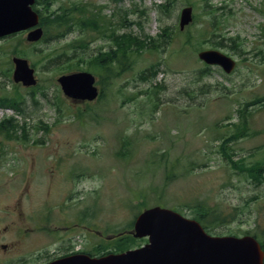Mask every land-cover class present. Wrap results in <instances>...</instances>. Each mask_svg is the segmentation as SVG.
Here are the masks:
<instances>
[{
	"label": "rangeland",
	"instance_id": "374dc122",
	"mask_svg": "<svg viewBox=\"0 0 264 264\" xmlns=\"http://www.w3.org/2000/svg\"><path fill=\"white\" fill-rule=\"evenodd\" d=\"M188 6L193 21L181 31ZM37 8L48 18L73 9L76 21L58 32L46 20L35 44L27 33L0 40V98L24 101L28 119L0 107V121L21 120V138L0 135V244L8 245L0 264L110 248V231H129L146 207L194 219L202 200L214 209L205 222L211 235L264 241V0H42ZM79 8L101 32L80 27ZM125 33L149 42L131 55L132 69L103 81L90 71L98 101L66 98L60 75L70 66L89 71L91 56L116 49L113 34ZM82 42L83 56H72ZM208 49L237 60L236 70L206 69L198 54ZM14 56L30 62L39 89L13 82ZM158 63L164 72L155 80L139 79ZM39 90L47 100L36 93V107L30 98Z\"/></svg>",
	"mask_w": 264,
	"mask_h": 264
},
{
	"label": "water",
	"instance_id": "95a60500",
	"mask_svg": "<svg viewBox=\"0 0 264 264\" xmlns=\"http://www.w3.org/2000/svg\"><path fill=\"white\" fill-rule=\"evenodd\" d=\"M35 0H0V38L38 25V15L31 5ZM192 8L182 10L180 27L192 22ZM42 29L29 33L30 42L38 41ZM199 58L209 65H218L227 73L236 62L217 50H205ZM13 80L24 86H34V69L26 59L14 58ZM66 96L94 100L98 91L95 77L88 72L63 75L58 79ZM135 238H148V243L136 249L103 257L75 254L48 264H264V252L251 236L214 237L199 222L178 212L161 207L145 210L134 221Z\"/></svg>",
	"mask_w": 264,
	"mask_h": 264
},
{
	"label": "trees",
	"instance_id": "16d2710c",
	"mask_svg": "<svg viewBox=\"0 0 264 264\" xmlns=\"http://www.w3.org/2000/svg\"><path fill=\"white\" fill-rule=\"evenodd\" d=\"M162 6H158V11H161ZM165 9L170 11L169 7H170V2H168L165 6ZM79 12L82 15V18L79 20L80 22V27L81 28H85V29H95L99 32L102 31L101 25L98 23V21L94 18L92 19V17H87L86 13H88L86 10H82L81 8H79ZM51 15H53V18H50ZM49 16L50 20V24L52 26H54L58 32H63V30L65 28L70 29L74 22L76 21V19H74V17H76L73 9L72 10H68L65 9L64 11H62V13H57V12H53ZM86 16V17H84ZM92 19V20H91ZM78 22V20H77ZM115 37V43H116V49L113 50L111 49L108 52H104V53H100L98 55H94L91 56L90 58V68L89 71H93L95 72L99 77H101L102 81L106 79H110V80H114L118 77L119 74L129 71L132 69L133 64L132 61L130 60L131 55L134 52H138L140 50H142L143 48L147 47L148 43H145L143 40H141V37L138 36H134L133 34L130 33H125L123 35H114L113 34V38ZM83 44H80V50H78V47H75L74 50H76L77 52L74 53L72 56H76V57H81L83 55H81L82 51L86 50L88 47V44H85L84 42H82ZM137 43V44H136ZM150 43H153V41H150ZM220 43L219 45H224L223 42H218ZM220 47V46H218ZM150 49H153L150 46ZM120 55H122V57H120ZM71 57V56H69ZM160 64H155L153 66H151L150 68H148L146 71L141 72L139 74V79L147 82V81H152L155 80V78H157V76L159 75V73L161 72L159 69ZM210 67H207L206 69H209ZM74 67L70 66L68 68V70H72L69 72H74L76 70H73ZM199 75H203V71H200ZM206 75V74H205ZM39 89V87H37L35 90ZM36 93H41V95L43 96L42 98L47 100L46 97V93L42 90L39 91H34L31 94V98L30 101L33 105H35L36 107L39 106V102L37 100H35V94ZM41 98V99H42ZM25 104L24 101H18L17 98H9V97H4V98H0V107L3 108H11L16 110L20 115H22V120L24 122H27L28 119L26 118V116H24L23 114V105ZM158 107V105H155L154 110H156ZM21 120L15 119L14 117L11 118H6L2 121H0V135L1 136H6L8 138H13V137H18L21 138L20 135L17 134V130L20 128V122ZM21 129V128H20ZM40 129H37V131ZM24 134H27L25 128H24ZM28 135L26 136L27 139ZM223 147V146H222ZM230 163L232 164V167L236 170H239L240 172H243L244 170L242 169V166L240 165L239 162H237L236 160H234V158H230ZM250 175L254 176V173H256V171L251 168L249 169ZM147 205V204H146ZM145 205V206H146ZM194 205V204H193ZM193 205H187L188 207L193 206ZM197 208V217L196 219L199 220L203 225L205 229H209L208 224H206L205 222L207 221V219H209L208 217L210 215H213L212 213L214 212L213 208H209L207 206L206 201L202 200L201 202H197V205H195ZM140 210V209H139ZM215 215V220H220L221 219V215L220 214H214ZM205 220V221H204ZM222 220V219H221ZM130 230L133 229V225L130 224L127 226ZM128 230H114V231H110L112 232L114 235L118 236V239H112L111 242L109 243L110 248H106L104 246H101L100 248H98L95 252L96 255H99L102 253V251L104 252V254L106 253H110L112 252H123L126 251L128 249L134 248V247H138L141 246V243L146 241V240H139L133 237L132 234H130V232ZM93 254V255H95Z\"/></svg>",
	"mask_w": 264,
	"mask_h": 264
},
{
	"label": "flooded vegetation",
	"instance_id": "af4514ba",
	"mask_svg": "<svg viewBox=\"0 0 264 264\" xmlns=\"http://www.w3.org/2000/svg\"><path fill=\"white\" fill-rule=\"evenodd\" d=\"M45 10H46V7H45ZM40 11H41V10H40ZM10 245H11V247H14V246H15L14 243H12V244H10ZM0 247H1L2 249H7L8 245L0 244Z\"/></svg>",
	"mask_w": 264,
	"mask_h": 264
},
{
	"label": "bare ground",
	"instance_id": "6f19581e",
	"mask_svg": "<svg viewBox=\"0 0 264 264\" xmlns=\"http://www.w3.org/2000/svg\"><path fill=\"white\" fill-rule=\"evenodd\" d=\"M137 44V43H136Z\"/></svg>",
	"mask_w": 264,
	"mask_h": 264
}]
</instances>
